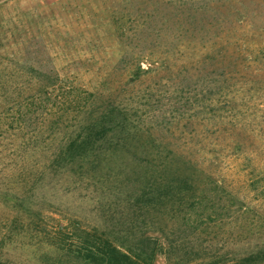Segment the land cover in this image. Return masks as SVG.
Wrapping results in <instances>:
<instances>
[{"label": "rangeland", "instance_id": "obj_1", "mask_svg": "<svg viewBox=\"0 0 264 264\" xmlns=\"http://www.w3.org/2000/svg\"><path fill=\"white\" fill-rule=\"evenodd\" d=\"M109 109L126 141L94 151ZM134 196L145 227L108 215ZM101 234L264 264V0H0V264H94Z\"/></svg>", "mask_w": 264, "mask_h": 264}, {"label": "trees", "instance_id": "obj_2", "mask_svg": "<svg viewBox=\"0 0 264 264\" xmlns=\"http://www.w3.org/2000/svg\"><path fill=\"white\" fill-rule=\"evenodd\" d=\"M127 113L124 111H113V109L104 110L97 116V118L89 123L86 127V137L88 141V146L91 148L95 142L97 146L94 148L99 150H108L105 146L106 138L114 140L115 144H120L122 141H126V136L128 135V126L125 120H127ZM93 156L96 159L97 163L104 159L108 152H80L77 153V158L86 155ZM79 154V155H78ZM76 157V155H74ZM98 156V157H97ZM125 199V198H124ZM139 210V211H138ZM137 217L141 218V227H145L148 223L145 218L144 213L147 211V207L138 202V197H133L132 200H123V203L114 206V209H109L110 216H116L117 218L126 217V219L137 214ZM142 211V212H141ZM113 213V214H112ZM123 220V219H122ZM140 222V219H139ZM146 228L145 230H147ZM144 233V231H142ZM147 240L140 232V246H143V243ZM115 238H110L105 234H101L99 238L87 242L85 259L94 263V264H140L139 258L134 256L128 251L122 249L120 244L116 243ZM147 250L143 251L144 253ZM258 256L264 258V249L258 252Z\"/></svg>", "mask_w": 264, "mask_h": 264}]
</instances>
